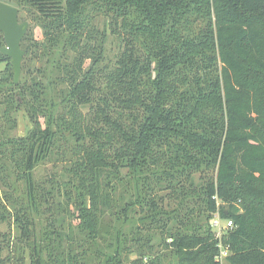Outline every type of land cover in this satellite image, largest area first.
<instances>
[{"label":"trees","instance_id":"16d2710c","mask_svg":"<svg viewBox=\"0 0 264 264\" xmlns=\"http://www.w3.org/2000/svg\"><path fill=\"white\" fill-rule=\"evenodd\" d=\"M0 1L43 34L16 83L0 52V264H264V0ZM193 206L231 227L190 228ZM93 209L140 224L102 249Z\"/></svg>","mask_w":264,"mask_h":264},{"label":"rangeland","instance_id":"374dc122","mask_svg":"<svg viewBox=\"0 0 264 264\" xmlns=\"http://www.w3.org/2000/svg\"><path fill=\"white\" fill-rule=\"evenodd\" d=\"M28 13L27 11H21L19 13V16L23 17L26 16ZM20 19V18H19ZM29 19V18H28ZM21 21V19H20ZM94 22L97 24L98 28L101 29V31H104V40L100 42V45H102V49H103V57L101 60V64L103 63H112L115 59L116 54L119 52L120 50V46H119V42L117 37L111 33L110 29L108 28V20L107 18L102 15L99 14ZM32 33L34 34L35 37L37 38H42L43 34H42V30L39 27V25L36 22H33L32 20L29 19V28ZM103 38V37H102ZM38 65L39 63L37 61H30L29 64H31L33 66V64ZM6 65V62H0V70L3 69ZM30 122L28 120V118L22 113L20 112L17 115V123H16V129L12 131V134L14 135H23L26 131V129L28 128V126H30ZM51 162H46L42 165H40L36 170H35V177L37 179H41L43 178L51 169ZM205 173V172H204ZM204 173L202 172H195L194 174H192V181L194 182V185L196 187L200 186L201 183L203 182L202 177L204 175ZM168 190H162L159 192L160 195H164L167 196V192ZM121 192V189H120ZM164 199V205L167 209H172L175 207L176 202H173L172 199H170L169 197H165ZM220 204V202H219ZM223 205V204H221ZM223 206H227L226 204ZM194 208V214H193V221L190 224V228H198V227H202L203 230H210V231H214L215 235H220L224 232V228L223 226L225 225V220H221L220 223V229H218L217 227H214L213 225V220L217 219L219 215H215V217H213L211 220L206 221L204 218V214L203 212L200 211V209L197 206H193ZM102 210H95L93 209L92 211V217L95 221V228H94V232L93 234L97 236V241L99 244H101V248L102 249H106V245L108 244L109 241H113L115 238V234L117 229L122 230L123 232H128V231H132L133 230V226L136 224H140V220H127L124 224L119 223V221H115L114 217L109 216L106 212H101ZM142 215L140 213H136L134 214L135 218H139V216ZM191 219V220H192ZM68 220L71 221V217L68 216ZM74 230L71 231L69 229H65L66 232L69 233V235L72 236V238H82L83 236V232H80V227L77 225H74ZM174 224L170 223L167 227H166V233L168 231H172L173 232V228ZM189 228V229H190ZM187 229V227H183L181 228V230L185 231ZM213 229V230H212ZM188 230V229H187ZM160 231V229L153 230L152 233H155V237H154V242L156 243L157 241H159V237L160 235L157 234ZM168 235L162 234V237H167ZM136 254L132 253L130 254V257H135ZM168 258L163 259V264H166L168 262ZM221 264H228L227 260L225 258H222L221 260Z\"/></svg>","mask_w":264,"mask_h":264},{"label":"water","instance_id":"95a60500","mask_svg":"<svg viewBox=\"0 0 264 264\" xmlns=\"http://www.w3.org/2000/svg\"><path fill=\"white\" fill-rule=\"evenodd\" d=\"M18 14L19 9L16 6L0 1V31L5 43L0 52L11 59L15 83L19 81L24 56L20 43L29 28V22L20 21Z\"/></svg>","mask_w":264,"mask_h":264},{"label":"built area","instance_id":"2783aa9c","mask_svg":"<svg viewBox=\"0 0 264 264\" xmlns=\"http://www.w3.org/2000/svg\"><path fill=\"white\" fill-rule=\"evenodd\" d=\"M220 223H221V220H220L219 217L217 219L213 220V225L215 227H217L218 229L221 228L220 227ZM231 225H232L231 221H225V225L223 226V228L224 229L229 228V227H231ZM219 235H220V233H219ZM226 255H227V250L226 249H221L220 253H219V259L224 258Z\"/></svg>","mask_w":264,"mask_h":264}]
</instances>
